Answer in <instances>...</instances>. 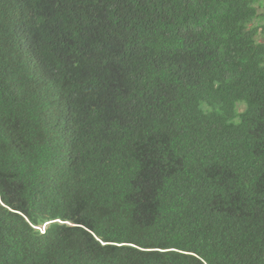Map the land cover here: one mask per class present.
<instances>
[{
    "label": "trees",
    "instance_id": "trees-1",
    "mask_svg": "<svg viewBox=\"0 0 264 264\" xmlns=\"http://www.w3.org/2000/svg\"><path fill=\"white\" fill-rule=\"evenodd\" d=\"M261 6L0 0V264H264Z\"/></svg>",
    "mask_w": 264,
    "mask_h": 264
},
{
    "label": "rangeland",
    "instance_id": "rangeland-1",
    "mask_svg": "<svg viewBox=\"0 0 264 264\" xmlns=\"http://www.w3.org/2000/svg\"><path fill=\"white\" fill-rule=\"evenodd\" d=\"M259 2L261 3L262 0H259ZM256 24H261L262 26H264V6H261L259 8V17L258 19H256ZM260 39L264 41V32L261 34Z\"/></svg>",
    "mask_w": 264,
    "mask_h": 264
},
{
    "label": "clouds",
    "instance_id": "clouds-1",
    "mask_svg": "<svg viewBox=\"0 0 264 264\" xmlns=\"http://www.w3.org/2000/svg\"><path fill=\"white\" fill-rule=\"evenodd\" d=\"M58 221L62 222L60 219H58ZM67 223L71 224L70 222H67ZM45 225H46V224H45ZM45 225L43 226L44 228H45Z\"/></svg>",
    "mask_w": 264,
    "mask_h": 264
}]
</instances>
